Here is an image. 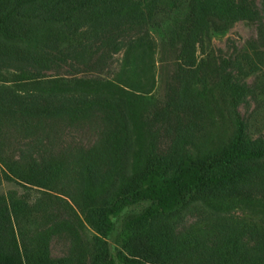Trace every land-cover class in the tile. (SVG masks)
I'll list each match as a JSON object with an SVG mask.
<instances>
[{"label": "trees", "instance_id": "trees-1", "mask_svg": "<svg viewBox=\"0 0 264 264\" xmlns=\"http://www.w3.org/2000/svg\"><path fill=\"white\" fill-rule=\"evenodd\" d=\"M159 15L171 27L176 58L188 64L180 69L189 73L176 78L185 81L180 89L170 87L163 107L154 106L141 82L151 76L154 86L152 43L120 39L126 27L140 29ZM237 20L257 23L261 38L264 0H0V185L4 180L23 189L0 191V264H264V141L248 139L236 110L246 83L231 70L213 69L232 124L230 138L215 153L191 154L178 145L181 151L168 161L156 149L150 122L160 114L178 120L175 111L183 101L188 102L180 106L183 111H200L205 87L189 88L193 76L203 77L197 73L204 63L195 59L196 45ZM123 47L122 64L135 75L137 92L100 76L44 73L66 65L75 72L103 69L111 52ZM93 117L105 122L106 131L100 147L90 146L77 162L1 150L3 132L11 126L36 137L26 147L43 149L58 120ZM185 143L195 145L190 137ZM65 161L79 182L70 185ZM56 189L94 232L66 201L55 197L62 202L58 208L44 200L53 199L47 190ZM199 202L209 209L203 218L211 229L197 222L196 231L180 228V212ZM236 203L250 208L251 224L226 215ZM61 210L73 221L63 220ZM64 233L70 247L51 256L50 238Z\"/></svg>", "mask_w": 264, "mask_h": 264}, {"label": "rangeland", "instance_id": "rangeland-1", "mask_svg": "<svg viewBox=\"0 0 264 264\" xmlns=\"http://www.w3.org/2000/svg\"><path fill=\"white\" fill-rule=\"evenodd\" d=\"M161 17L159 15L156 19L154 18L155 22H146L140 29L139 27L131 29L126 27L123 37L120 38L123 41H127L131 37L134 40L142 38L152 43L154 53L152 79L154 76V86L151 88V83H149L151 76H149L148 81L141 79V82L147 83L144 87L145 89H150L153 103H155L154 106L159 107H163L166 104L170 87L179 88L178 85L185 81L183 78V82H178L176 78H180L181 74L189 75V73H185L184 70L180 69V67H187L188 64L182 59L176 58V46L170 38L171 27ZM142 35L143 37H140ZM124 51L125 47L116 53L115 51L111 52L112 60H110V65L103 67V69L95 66L89 70L75 72L66 65L58 69H47L44 73L49 76L60 74L66 77L71 75L87 78L100 76L111 79L125 91L140 90L135 82L137 80L135 75L127 72V69L123 67ZM254 51L259 53L264 51V22L262 24L261 38L257 23L237 20L221 32H212L203 45H196L195 59L197 61L202 60L201 62L204 63L203 68L197 73L199 76L203 75V77L196 80L193 76V81L189 83V88L194 89L192 83H195V85L197 83V86L202 84L205 87L204 105L200 107V111L193 115L190 110L183 111L180 108L182 104L188 103L183 101L177 107L179 111H175L179 114L178 117H175L178 120L169 121L160 114L155 121H150L153 126L152 129L155 131L152 135L155 136L156 149L159 153H163L168 161H171L172 157L181 151V147H183L184 151L186 149V151L188 150L187 153L191 154L196 152L199 154L215 153L216 149L224 145L230 138L232 133V124L228 113L230 106L226 104L227 100L224 99L220 90L214 86V81L218 78L215 71H213L216 67L231 70L232 74L238 77L241 83H246V93L238 99L236 110L246 124L248 139L251 142L264 141V56L257 58L254 56ZM223 60L228 63L223 62ZM154 109L153 106H149L150 111ZM88 118L74 121L58 120L48 137L43 139L45 149H41L42 147L38 149L36 147H26L28 141L32 143L36 137H26L23 132L15 130L11 126L9 131L3 132L6 141L4 148L1 150L5 154L14 157H18L19 151L22 149L23 151L28 150L27 152L35 156L37 160H40L42 153L43 157L57 158L56 155H58L61 159L77 162L79 161V156H83L90 146L99 145L98 143L102 141L107 128L105 122L100 121L99 118ZM189 126L191 127L189 128ZM188 137L194 140L195 145L191 146L185 143V138ZM148 138V135L144 137L143 142L147 143ZM174 140L179 142L174 144ZM178 145L182 146L178 147ZM67 161H65L69 169L67 176L71 185V183H77L80 180L77 171L76 173L71 172V170L76 169L73 167L70 169ZM100 170L104 171V169ZM57 187L60 188L61 185L58 184ZM10 188L16 189L18 193L23 190L18 184L3 180L0 185V191L6 192ZM47 191L53 199L44 195L47 197V199L44 198L46 202H51L52 206L61 208L62 205L57 203L61 204L62 202L56 201L55 197L66 201L77 212L80 222L89 231L94 232L84 215L79 212L78 207L67 196L60 193L58 189ZM228 202H232V198H229ZM205 211H209V209L201 203L189 206L188 209H183L179 214V227L190 228L193 226L195 231L201 228L210 230L211 225L203 218ZM225 211L227 216L231 214L240 219L238 220L239 222L251 224V220L247 218H251L253 215L250 213L251 210L246 203H241L240 205L238 203L232 204ZM62 219L73 221V219H68L64 213ZM195 222L201 228L196 227ZM48 244L49 253L53 257L64 255L70 247V241L66 233L52 236Z\"/></svg>", "mask_w": 264, "mask_h": 264}]
</instances>
